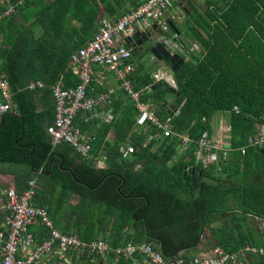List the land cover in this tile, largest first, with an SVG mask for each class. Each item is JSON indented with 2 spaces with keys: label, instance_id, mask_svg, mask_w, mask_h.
I'll return each mask as SVG.
<instances>
[{
  "label": "trees",
  "instance_id": "obj_1",
  "mask_svg": "<svg viewBox=\"0 0 264 264\" xmlns=\"http://www.w3.org/2000/svg\"><path fill=\"white\" fill-rule=\"evenodd\" d=\"M143 1L10 0L14 14L0 19V73L9 83L14 110L0 119V173L13 174L19 193L27 180L36 178L33 204L46 208L63 233L84 242L101 239L112 248L149 243L166 259H189L193 256L187 254L208 231L212 250L261 248L264 232H245L236 215L227 220L222 215L233 210L228 209L233 201L241 218L264 221V181L250 182L246 173L241 182L216 177L214 167L195 163L194 143L179 152L176 139H161L153 127L137 128L138 112L127 97L109 123L85 122L79 119L81 113L75 117L74 125L82 132L91 130L89 159L67 143L51 144L46 131L54 120L51 88L58 82L65 88L77 84L68 69L71 55L93 37L101 16L116 20ZM3 9L0 6V13ZM196 14L186 29L203 53L201 59L192 55V61L174 73L177 90L154 83L144 62H135L140 48H132L135 71L127 78L136 91L150 86L148 98L158 118L173 116L172 129L193 142L209 132L215 112H230L231 147L240 148L258 125H264V0H205L204 12ZM172 24L177 30L172 32L180 35ZM38 81L41 88H27ZM254 149L263 148L248 149L244 167ZM102 156L105 165L98 168ZM262 170L263 165L256 172ZM219 221L222 225L216 228ZM33 229L38 242L47 236L43 227ZM1 232L6 237L0 219ZM142 259L121 257L118 264ZM88 260L100 264L102 258ZM107 260L112 264L114 255ZM249 263L264 264V257H251Z\"/></svg>",
  "mask_w": 264,
  "mask_h": 264
},
{
  "label": "built area",
  "instance_id": "obj_2",
  "mask_svg": "<svg viewBox=\"0 0 264 264\" xmlns=\"http://www.w3.org/2000/svg\"><path fill=\"white\" fill-rule=\"evenodd\" d=\"M178 5L179 0H144L116 20L105 17L99 20L93 37L70 57L69 69L76 77L77 84L65 88L58 82L51 88L54 120L47 126L46 131L52 145L67 143L82 158H90L92 138L75 126L74 120L79 113L101 118L98 110L104 112L114 93L110 88L97 97L88 95L95 68L98 67L101 71L114 75L120 89L134 104L138 112L135 119L137 128L153 127L161 139H176L179 152L194 143L195 163L204 168L216 165L220 169L232 147L213 140L208 132H204L196 142L187 134L175 132L172 129L173 116L164 121L158 118L154 101L148 98L152 92L151 87L146 86L136 91L131 80L127 78L135 71L131 54L133 46L127 40L135 34L156 33L155 42L162 44L171 55H180L184 62L192 61L198 45L181 41L179 34L173 33L170 26V23L181 20L179 15H171V10ZM0 6L4 7L0 19L15 12V5L10 0H0ZM163 62L152 57L151 64L155 66L151 74L152 80L154 83L164 82L171 89L177 90L174 73ZM36 86L41 88L43 84L30 83L27 88L32 90ZM13 110L9 83L4 74L0 73V119ZM233 110L239 112L237 107ZM260 119L264 122V112ZM256 128L255 135L248 137L246 145L238 149L240 156H244L250 148L264 145L263 123ZM37 189L36 179H30L21 193L12 185L0 189V212L3 214L2 225L6 231V237L0 233V264H54L53 261L56 264H81L89 258L88 261L92 263L94 257L103 259L109 254L114 255L113 264H118L121 257L133 258L135 255H140L144 264H250L249 258L264 257L263 247L256 248L251 245H243L236 252L214 249L203 251L189 259L181 256L166 259L159 249L149 243H127L112 248L107 241L101 239L84 242L75 235L63 233L55 226L46 208L33 204ZM34 226L43 227L47 231V236L40 242L30 230ZM83 256L85 257L82 260Z\"/></svg>",
  "mask_w": 264,
  "mask_h": 264
},
{
  "label": "crops",
  "instance_id": "obj_3",
  "mask_svg": "<svg viewBox=\"0 0 264 264\" xmlns=\"http://www.w3.org/2000/svg\"><path fill=\"white\" fill-rule=\"evenodd\" d=\"M213 1H215V0H213ZM185 7H186V9L190 10V13H191L190 16L187 15ZM181 11H182V13H185L184 15L186 17V20L184 23L181 22L180 25L184 26V30H185L186 35H187L186 37L190 38L191 40H193L194 43H196L198 45V50L194 52V57L197 59H201L202 53H203V48H202L201 44L195 38L190 37L189 32L186 29V25L190 26L191 24H193L192 19H194L197 16L196 13H203L204 10L199 11L197 8H195L193 6V4L191 3L190 0H184V1H182L181 4H179L177 7H174L171 10V15H177L178 16V12H181ZM103 17L108 18L107 16H101L99 18V20ZM180 21L181 20H178L177 22H180ZM175 26H176V23H175ZM180 36H181V33H180L179 37ZM181 41L185 42V39L181 38ZM149 62H150V60H149ZM169 67L171 68L170 64H169ZM68 69H69V64H68ZM144 69L152 74V72L155 69V66L153 68L151 66H147L144 63ZM61 85H63V83H61ZM110 88L113 89L114 93L110 97V102L107 104V108L105 110H103L104 111L103 113L101 110H98V113H99V115H101V118H102V119L100 118L101 122H105V123H109L111 120H113L114 118H116L119 115L121 109L127 103V99H126L127 96L120 89L118 83L114 80V75L105 73V72L101 71L98 67H96L95 68V74L93 76V82H92L91 90H90V92H93V95L91 97H97L99 94L106 92ZM96 118L97 117H95V116H93V117H92V115L87 116L86 114L81 113L79 119H82L85 122H87V121L94 120ZM97 120H99V119H97ZM255 129L257 131V128H255ZM90 131L91 130L86 131V132L84 131V132L90 134L91 133ZM208 133L213 138V140L221 142L222 144H224V146L231 147L230 112H227V111L215 112L211 117L210 130ZM254 135H255V132H254ZM112 137L113 136L111 133H109L107 136V138L109 140ZM241 147H243V146H241ZM260 148H263V149L261 151L254 149L252 152H250V154H249L251 156L249 158L250 162H249V164L246 165V167H244V164H243V156H240V154L238 152L239 148H236V149L232 148V150L228 153L226 161L223 164H221L220 169H218V167L216 165L210 166V168L214 167V170H215V171H212L211 173L214 174L216 177L220 178L221 180H224V181L232 180V181L241 182V175H243V173L247 174V177H249L250 182H254V181L257 182L260 180L264 181V145L260 146ZM127 152H129V151H127ZM104 165H105V157L102 156L101 158H99L96 161V166L98 168H102V167H104ZM262 165H263L262 173L256 172L258 170V168H261ZM5 167H3V168H5ZM134 167L137 169V168H139V165H134ZM0 175L2 178L4 177L5 180L7 181V184L5 183L6 185H4V186L0 185V189L7 187V186H10V185L14 186L15 189H17L16 184L13 181L14 180L13 174H11V173H8V174L0 173ZM31 179H36V178H31ZM29 180H27V182ZM36 181H37V179H36ZM37 185H38V183H37ZM26 186H27V183H26ZM228 209H233V211L235 212L234 215H236L238 218L237 214H239L240 212L236 211V209L238 210L239 208L237 207V205L233 201L230 202V206ZM228 213L223 214L222 218L227 220L229 217H231V216H226ZM230 215H232V214H230ZM253 218L254 217H251L248 215L244 216L241 219L238 218L240 220V222L242 220L243 223H246V224H243V225H246V228H244L243 225L240 224L241 228H243L242 229L243 231L255 232L257 230L255 228L252 229L249 225L248 219L251 220ZM0 219H1V226H2V221H3L2 212H0ZM255 219H257L259 221L261 220L258 218H255ZM220 225H222V221H219L216 224H214V226L216 228L219 227ZM34 227H31L30 230L33 231ZM212 244H213V241H212V238H210L208 243H207V246L203 245V243L201 242L195 250L189 252L190 254L188 253L187 255H190V257H191V256H195L197 254H200L203 251L212 250V247H213ZM241 246H243V245H240V247ZM263 248H264V246H263ZM215 249H221V248H215ZM53 263L56 264L57 262L53 261ZM100 264H109L107 257L103 258L101 260ZM134 264H144L143 259H142V261H138V262L135 260Z\"/></svg>",
  "mask_w": 264,
  "mask_h": 264
},
{
  "label": "rangeland",
  "instance_id": "obj_4",
  "mask_svg": "<svg viewBox=\"0 0 264 264\" xmlns=\"http://www.w3.org/2000/svg\"><path fill=\"white\" fill-rule=\"evenodd\" d=\"M190 1L193 4V6L195 8H197L199 11L200 10L203 11L205 9V0H190ZM184 14L185 13H182V11L181 12H178V15L181 17V21L180 22H175L176 23V26L179 28V30L181 32V36L179 38L180 39L181 38L185 39V43H189V42L190 43H193V40H191L190 38H187L186 37L187 35H186L185 30H184V26H181L180 25L181 22L184 23L185 20H186V17H185ZM156 36H157L156 33H152L150 35V38L148 39V42L136 52V54H135V62H141L142 61L147 66H151V67L154 68V65L151 64V59H152L153 56L150 54V52L148 50H146V48L149 45H154L156 43L155 42L156 41ZM149 60H150V62H149ZM162 64H164V66H166V67L168 66L167 62H165V61ZM97 119L100 120V116H99V118H96V120ZM5 183L7 184V181L5 180L4 177L2 178L1 175H0V185L1 186H4V185H6ZM230 214H233L234 215L235 212L232 210L226 216H230ZM237 215H238V218L241 219L242 215H239V214H237ZM248 221H249V225H250V227L252 229L253 228L257 229L259 231V233L264 232V221L263 220H260L259 221V220L255 219V218H253L251 220L248 219ZM240 224L243 225V224H246V223H243L242 220H241ZM243 227L246 228V225H243ZM210 238L211 237L209 235V232L208 231H203L202 238H201V242L203 243V245L207 246V243H208V241H209ZM263 241H264V237H263ZM95 262H96V260H94V262H92V263H95ZM81 264H88V263H86V261H85V262H82Z\"/></svg>",
  "mask_w": 264,
  "mask_h": 264
},
{
  "label": "water",
  "instance_id": "obj_5",
  "mask_svg": "<svg viewBox=\"0 0 264 264\" xmlns=\"http://www.w3.org/2000/svg\"><path fill=\"white\" fill-rule=\"evenodd\" d=\"M170 26L173 31L177 32V30L175 29L172 23H170ZM149 38H150V34L147 33L141 35L135 34L130 39L127 40V43L130 46H133V48H141L148 42ZM147 49H149L148 51L153 57L157 58L160 61L168 62L171 65V70L173 73H175L180 67L184 65L183 58H181L179 55L176 54L171 55L169 51L162 44L155 43L154 45H149ZM255 133H256V129H255Z\"/></svg>",
  "mask_w": 264,
  "mask_h": 264
},
{
  "label": "flooded vegetation",
  "instance_id": "obj_6",
  "mask_svg": "<svg viewBox=\"0 0 264 264\" xmlns=\"http://www.w3.org/2000/svg\"><path fill=\"white\" fill-rule=\"evenodd\" d=\"M146 50H149V49H146Z\"/></svg>",
  "mask_w": 264,
  "mask_h": 264
}]
</instances>
